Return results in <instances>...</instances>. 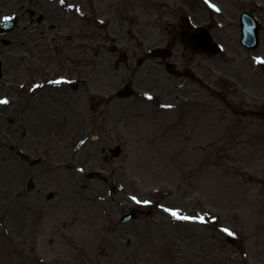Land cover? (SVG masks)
<instances>
[{
  "label": "rangeland",
  "instance_id": "1",
  "mask_svg": "<svg viewBox=\"0 0 264 264\" xmlns=\"http://www.w3.org/2000/svg\"><path fill=\"white\" fill-rule=\"evenodd\" d=\"M183 1L0 0V21L21 16L0 43V264H264L263 70L228 29L211 58L172 42ZM173 43L182 76L136 64Z\"/></svg>",
  "mask_w": 264,
  "mask_h": 264
},
{
  "label": "flooded vegetation",
  "instance_id": "2",
  "mask_svg": "<svg viewBox=\"0 0 264 264\" xmlns=\"http://www.w3.org/2000/svg\"><path fill=\"white\" fill-rule=\"evenodd\" d=\"M172 1L173 7L175 8L176 1ZM230 1L231 0H204L203 4H201V2H197L198 6L202 10V14L205 16L203 25H205L213 38L215 37L214 35H216V38L220 36L222 37V34L225 33L224 30L226 29H228L226 30V32L228 31L230 33L232 32V34L234 35L236 34L239 49V53L237 54L238 60L242 63V65L252 70L260 66L259 71H262L264 68V55L263 58L259 59L256 54H254L255 50H250L243 47L241 44V37L243 33L241 32H243L242 27L245 22L249 24L248 28L257 25L259 47H261V49H264V0H236L237 5H235V7L231 4ZM194 2L195 0H188L186 3L182 4V8H188V11L192 13L191 15L193 16H195V14H199L197 11L191 12ZM29 14L30 18L32 19L34 17V14H31L30 12ZM243 14L247 15L242 19ZM175 27V25H172L173 32ZM85 44H89V42L86 41ZM63 66H61L57 74L64 73L67 70H65ZM85 76L89 77V75Z\"/></svg>",
  "mask_w": 264,
  "mask_h": 264
},
{
  "label": "water",
  "instance_id": "3",
  "mask_svg": "<svg viewBox=\"0 0 264 264\" xmlns=\"http://www.w3.org/2000/svg\"><path fill=\"white\" fill-rule=\"evenodd\" d=\"M11 23H12V21H10V22L8 23V26H10ZM3 28H5V27H2V29H3ZM8 28H9V27H8ZM151 54H152L153 56H162V57H166V56H167L166 53H165V51H164L163 49H160V48H156V49H154V50L152 51ZM139 62H140V61H139ZM165 68H166V70H167L168 72H170V73L178 74V73L173 69L174 66H173L171 63H166V64H165ZM0 76H1V72H0ZM131 91H132V89H131L129 86H126V87H124V89H123L121 92H119V95H120V96H128V95H130V94L132 93ZM118 151H119V150L117 149V152H118ZM135 214H136V209H131L129 213L124 214V215L121 217V219H119V220H121L122 223H125V222L131 220L132 218H134V217H135Z\"/></svg>",
  "mask_w": 264,
  "mask_h": 264
}]
</instances>
